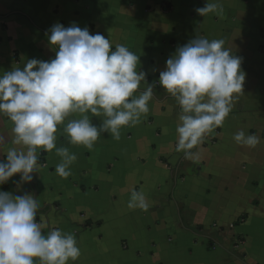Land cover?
<instances>
[{
    "label": "crops",
    "instance_id": "obj_1",
    "mask_svg": "<svg viewBox=\"0 0 264 264\" xmlns=\"http://www.w3.org/2000/svg\"><path fill=\"white\" fill-rule=\"evenodd\" d=\"M219 2L222 17L197 14L207 0H0V76L29 59L55 58L49 30L75 23L140 56L138 69L154 86L149 112L119 140L101 133L89 151L59 126L57 147L77 156L68 178L56 173L55 150H39L43 166L31 183L18 187L16 175L0 185L37 198L44 234H74L81 255L70 264H264V0ZM197 37L223 39L246 79L194 162L176 150L181 107L158 81L177 48ZM88 115L99 128L104 117ZM12 127L0 114V161L13 146ZM241 130L259 144H238ZM133 189L144 192L147 211L128 207Z\"/></svg>",
    "mask_w": 264,
    "mask_h": 264
},
{
    "label": "clouds",
    "instance_id": "obj_2",
    "mask_svg": "<svg viewBox=\"0 0 264 264\" xmlns=\"http://www.w3.org/2000/svg\"><path fill=\"white\" fill-rule=\"evenodd\" d=\"M198 15L223 16L219 0H207ZM48 34L55 50L49 61L27 60L0 76V114L12 122V147L6 150V162L0 161V185L19 175L17 185L31 183L39 172V150H55L61 158L56 173L71 175L77 160L67 147H57L59 126L72 145L89 151L101 133L119 140L121 129L140 122L149 112L154 86L147 83V73L138 69L140 56L125 45L112 49L108 38L91 34L87 27L56 23ZM242 58L225 47L223 39L197 37L178 47L159 74V85L178 100L182 114L177 126V151L197 162L206 134L223 126L232 111L233 101L243 90L246 73ZM140 68V67H139ZM141 82L148 87L139 92ZM104 117L98 128L90 120ZM78 115L79 118L68 119ZM67 123L65 124V121ZM233 139L255 147L259 138L243 130ZM6 141L0 137V145ZM197 151H192V149ZM130 209L147 211L149 202L143 191L133 189ZM39 202L32 194L13 195L0 191V264H70L80 257L74 234L52 229L44 234L46 224L37 220Z\"/></svg>",
    "mask_w": 264,
    "mask_h": 264
}]
</instances>
